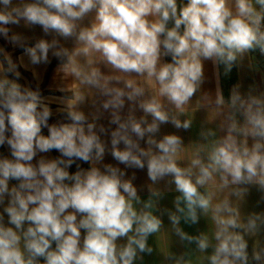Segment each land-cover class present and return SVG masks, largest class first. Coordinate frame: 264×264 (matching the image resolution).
<instances>
[{
    "label": "clouds",
    "instance_id": "1",
    "mask_svg": "<svg viewBox=\"0 0 264 264\" xmlns=\"http://www.w3.org/2000/svg\"><path fill=\"white\" fill-rule=\"evenodd\" d=\"M21 23L53 38L32 44L9 27ZM0 36L22 49L31 65L58 60L66 76L100 98L90 118L80 109L88 93L71 92L61 109L69 122L50 124L53 113L39 87L0 75V145L7 144L11 155L0 158V264H137L153 252L149 237L162 230L155 211L163 193L155 185L166 178L177 193L175 211L165 209L175 236L195 244L207 264H249V238L264 229V214H243L240 202L251 186L264 192V92L244 95L234 87L225 100L218 88L205 104L216 115L226 113L225 135L201 128L184 166L178 157L182 137L157 134L164 124L192 127V118L180 117L205 80L204 61L223 66L227 75L248 52L264 54V0H0ZM69 39L75 41L71 50L61 43ZM6 60L0 72L19 78L17 64ZM144 77L154 80L157 92L148 90ZM137 110L143 115L137 117ZM103 112L114 129L97 124ZM109 134L118 164L146 168L152 182L147 200L124 170L102 164L108 150L102 136ZM52 150L59 158L33 163L38 153ZM77 160L91 167L70 174ZM217 177L228 197L214 202L208 186ZM10 180L19 183L10 187ZM202 216L211 222V234L191 235L180 226L181 220L196 225ZM163 256L168 264H190L189 256L169 250ZM251 259L264 264L258 241Z\"/></svg>",
    "mask_w": 264,
    "mask_h": 264
},
{
    "label": "crops",
    "instance_id": "2",
    "mask_svg": "<svg viewBox=\"0 0 264 264\" xmlns=\"http://www.w3.org/2000/svg\"><path fill=\"white\" fill-rule=\"evenodd\" d=\"M91 19V16L86 18L84 24L87 25ZM9 27L12 29V32L21 33L29 37L30 43L32 44H34L35 40L39 38L48 40L53 38L52 35L46 36L39 26L27 28L23 26V23H21L20 26L10 25ZM61 43H63L64 46L70 50L75 47V41L71 39L67 41L61 40ZM0 53L5 60L3 62V60L0 58V65H3L5 69V67L8 66L6 56H10L17 64V71L27 73L30 76L34 86L36 88L39 87L41 95L44 98V102L49 107L53 105V109L61 111V109L66 107V102L71 99V92L79 91L81 89L88 93L89 96H87L85 102L80 105V109L91 118V114L95 113L99 107L100 98L95 94V91L93 90L91 93V90L87 89L78 78L74 76H66L63 70L60 68V62L58 60L53 63V58L51 63L48 65H31L29 63L28 57L24 55L23 50L14 48L2 36H0ZM21 57H23V64H21ZM77 63H79L78 58ZM98 67H100L101 71L105 74H110V70L103 64H99ZM217 73H219L218 76ZM204 74L205 80L201 85L200 90L193 96L190 105L186 106L187 114L180 117L182 120L188 117L192 118V127L187 131L177 130L169 123L161 125L160 133L157 134V139L161 138L165 134L173 133L182 137L184 149L178 154L179 159L182 160V166H184V162H187L192 158L195 151V145L200 139L199 132L201 128H211L217 133V136L225 135V130L221 127V125L224 122L226 113L216 115V111L215 109H212V105L205 104L211 103V100L214 101L218 88L225 97V100L230 98L232 89L234 87H238L239 91L244 95L248 94L250 91L253 94L264 92V60L254 55L253 51L245 54V56L233 66L231 72H229L227 75L224 74L223 66H220L217 69V67L214 66L211 61H204ZM0 75H7L9 79L15 80L16 82H18L17 80L20 79V77L17 78L16 76H9L6 71L0 72ZM232 76H234L233 82L228 85L226 92H223L222 84L228 83ZM142 81L147 85L149 91H158V86L151 78L144 77L142 78ZM72 102L74 101H69V103ZM126 113L127 106L124 110V114ZM136 115L139 117L143 115V113L140 110H137ZM236 119L242 122V118L239 116V114H236ZM108 121L109 113L103 112L100 119L97 121V124H103L105 127H111L114 129L116 126H109ZM41 134L47 136L48 129L42 128ZM6 135H10V132L6 133ZM102 139L108 143V150L105 153L102 164H112L113 166H117L124 170L126 173L125 179H132L133 184L138 189V195L142 200H147L150 196L149 186L152 182L148 179L146 168L144 170L125 168L124 165L118 164V162L115 161L110 154V134L107 136H102ZM251 142L252 141L249 139V144H251ZM141 146L146 147V144L141 141ZM120 147L123 148V144H121ZM3 148L6 158H11L10 149L7 144L3 145ZM59 156L60 154L56 150H52L47 153H38L34 158L33 163H37L41 158L51 160L57 159ZM0 158H4L1 145ZM79 162L80 164H78ZM102 164L98 166L102 167ZM90 167V163L77 160L72 164L68 171L71 174L80 169L87 170ZM68 182L71 183V181H67L66 183ZM17 183L19 182L17 181ZM15 185H17L16 181H9L10 187ZM155 187H157L163 193L155 211V214L160 216L162 219L163 227L160 232L149 237L148 244L153 248L152 254H144L143 259L138 260L137 264H168L163 256L168 252V250L175 256H185L186 258L189 256L190 264H207L206 261H203L204 254L198 253L196 251L195 244L189 245L187 242H181L171 230V223L167 213L165 212V209L175 211L173 200L177 193L170 190L174 188V185H168L166 178V180L160 181L157 185H155ZM208 190L214 193V202L228 197V190H220L218 177L214 178V181L210 183ZM5 203H7V201H5ZM3 207V205H0V213L3 212ZM240 209L243 214H264V192H261L255 186H251L244 200L240 202ZM5 223H7L6 214ZM180 226L184 229V231L191 235H199L201 232L207 231H209L208 234H211L212 231L211 222L207 217L204 216L200 218L198 224L196 225H189L181 220ZM81 231L83 237L84 231ZM257 241L261 245H264V229L261 230L258 236L249 238V264H255V261L251 259V253ZM120 242L123 243L125 241L121 240ZM211 251V248L208 249L206 255L211 254Z\"/></svg>",
    "mask_w": 264,
    "mask_h": 264
},
{
    "label": "rangeland",
    "instance_id": "3",
    "mask_svg": "<svg viewBox=\"0 0 264 264\" xmlns=\"http://www.w3.org/2000/svg\"><path fill=\"white\" fill-rule=\"evenodd\" d=\"M19 72H20V79L17 80L18 83H20L22 86H28V87L35 89L36 87L32 83L30 76L25 72H22V71H19ZM50 108L52 110L54 108L53 105H51ZM52 113H53V115L49 120L50 124L59 123V122H63V123L69 122L65 119V115L62 111H58V110L53 109ZM78 164H80V162Z\"/></svg>",
    "mask_w": 264,
    "mask_h": 264
},
{
    "label": "trees",
    "instance_id": "4",
    "mask_svg": "<svg viewBox=\"0 0 264 264\" xmlns=\"http://www.w3.org/2000/svg\"><path fill=\"white\" fill-rule=\"evenodd\" d=\"M185 2H186V0H185ZM0 58L3 60V62L5 61L4 58H3V56L1 55V53H0ZM164 60H165V62H170V61H171V58H170V57H165ZM55 61H56V59L53 60V63H55ZM6 69H7V67H5V70H6ZM6 72H7V71H6ZM7 74H8L9 76H15V75L12 74L11 72H7ZM233 80H234V76H232V77L230 78V80H229L228 83H226V84L223 83V84H222V90H223V92H226L228 85H229L230 83H232ZM1 149H2V154H3L4 158H6V155H5V151H4L3 145H1ZM14 181H16V180H14ZM66 182H67V181H66ZM68 183H69V182H68ZM16 184H18L17 181H16Z\"/></svg>",
    "mask_w": 264,
    "mask_h": 264
},
{
    "label": "built area",
    "instance_id": "5",
    "mask_svg": "<svg viewBox=\"0 0 264 264\" xmlns=\"http://www.w3.org/2000/svg\"><path fill=\"white\" fill-rule=\"evenodd\" d=\"M254 52V55L262 58L264 60V54H261V52L259 51V49H256L253 51Z\"/></svg>",
    "mask_w": 264,
    "mask_h": 264
}]
</instances>
